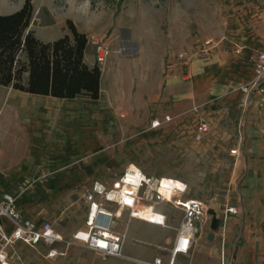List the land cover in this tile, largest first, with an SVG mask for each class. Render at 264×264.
I'll return each instance as SVG.
<instances>
[{"label": "crops", "instance_id": "1", "mask_svg": "<svg viewBox=\"0 0 264 264\" xmlns=\"http://www.w3.org/2000/svg\"><path fill=\"white\" fill-rule=\"evenodd\" d=\"M141 11L135 36L126 33L120 37L114 32L107 37L104 33H97L104 36L113 48L106 65L101 68L98 98L37 94L0 83V195L20 192L16 204L24 217L54 222V210L49 209L51 204L44 202L45 198L55 190L68 192L76 189L83 198L81 213L74 216V212L69 210L66 216L71 223H55L66 238L86 227L89 208L84 193L94 181L102 182L111 175H117V179L129 164H136L128 159L126 143L124 150L122 147L129 128L156 127L164 120L172 119L177 113V102L211 94L243 100V104L253 110L249 129L258 125L264 136V111L259 107L257 96L248 97L238 88L253 76L249 55L259 43H246L243 39L233 41L235 46L230 53L227 37L222 36L216 38L219 40L216 54L206 57L194 55L190 64H184L178 54H191L198 39L193 37L190 20L184 17L182 26L177 28V24L171 23V28L166 30L164 26L169 18L157 19L151 17L149 9L142 8ZM69 18L80 31L94 33L90 21L72 16L43 19L41 26L49 28L43 29L41 34L32 22L29 28L40 39L49 41L68 32L66 21ZM95 50L88 43L85 59L90 66L97 64ZM260 50L264 47L257 51ZM232 89L235 91L229 92ZM172 101L173 109L161 110V102L171 104ZM155 121L160 123L155 125ZM250 142H254L253 135ZM258 154L264 159V150ZM78 176L87 180L76 182ZM185 195L192 197L189 191ZM253 202H257L255 207ZM233 206L238 208V212H228L227 206L226 213L234 214L233 219L239 221L242 209ZM142 207L149 208L148 213L153 211L149 204ZM248 207L251 213L264 214V204L257 194L250 198ZM140 215L147 219L148 214ZM213 216L212 212V219ZM118 223L116 229H126H120ZM27 246L30 245L19 241L14 248L18 247L23 252L28 250ZM34 248L41 250L48 260L68 255L49 258L46 256L48 248L42 242ZM86 248L105 259L100 252ZM201 249L202 246L196 245L191 257ZM238 254L240 261H245L248 256V264H262L264 243L255 240L254 244L251 242L249 246L242 247ZM13 264H18V261Z\"/></svg>", "mask_w": 264, "mask_h": 264}, {"label": "rangeland", "instance_id": "2", "mask_svg": "<svg viewBox=\"0 0 264 264\" xmlns=\"http://www.w3.org/2000/svg\"><path fill=\"white\" fill-rule=\"evenodd\" d=\"M24 1L0 0V11L11 13ZM32 1L35 10L31 22L39 34L49 28L41 26L43 19L72 16L90 21L96 34L104 33L110 37L116 32L120 37L126 33L135 36L138 15L145 8L149 9L151 17L169 18L164 26L166 30L171 28V23L179 28L185 17L191 22L194 39L226 36L230 53L235 46L233 41L241 39L246 43H259L249 59L259 47H264V0ZM234 89L229 92L233 93ZM168 108H174L173 101L171 104L161 102V110ZM176 110L172 119L164 120L156 127H130L122 145L124 150L126 143L128 159L149 175L186 180L190 186L189 194L202 199L208 207V221L196 234L189 253L177 256L176 264H248V256L245 261H240L239 250L251 242L254 244L255 240L264 243V214H254L248 209L249 200L255 194L264 204V159L258 154L264 150V136L258 125L253 131L249 129L253 110L243 104V100L227 99L220 94L177 102ZM201 118L209 122V129L201 141H196L194 134ZM252 135L254 142L251 143ZM237 144H240V154L235 155L230 149ZM116 177L107 176L102 182L110 185ZM80 179L87 180L78 176L76 182ZM44 202L51 204L49 209L54 210V223H71L67 212L72 210L74 216H78L84 207L83 198L76 189L68 192L55 190ZM230 205L241 207L239 221L233 219L234 214L227 215L226 208ZM256 205L257 202H253V207ZM155 208L168 214L166 225L129 217L128 211L123 212L118 224L120 229L127 230L125 250L128 253L146 258L170 256L183 212L163 200L156 201ZM141 210L140 214L149 216V208L141 207ZM196 245L203 249L191 257ZM27 247L28 250L23 252L16 247L18 264H121L120 258L109 256L103 259L83 244L72 245L65 258L56 260H48L41 250Z\"/></svg>", "mask_w": 264, "mask_h": 264}, {"label": "built area", "instance_id": "3", "mask_svg": "<svg viewBox=\"0 0 264 264\" xmlns=\"http://www.w3.org/2000/svg\"><path fill=\"white\" fill-rule=\"evenodd\" d=\"M88 43L96 49V61L102 68L113 48L104 36L96 33L88 34ZM218 45L219 40L213 37L198 38L191 54L180 52L178 56L184 64H190L194 55H213ZM250 60L253 76L238 88L248 97L256 95L259 107L264 111V50L254 52ZM159 123L153 122L155 125ZM208 129L209 122L200 120L194 139L201 141ZM230 151L235 155L240 154V144L232 147ZM189 189L188 182L183 179L181 185H175L165 175L151 176L140 166L131 163L110 186L97 182L86 190L84 200L89 208L86 227L76 230L71 238H66L53 221H37L24 217L16 204L20 192L5 193L0 196V264H13L18 257L14 245L19 241L34 247L44 243L48 248L46 256L49 258L65 256L70 246L83 244L100 252L104 258H121V264H176L177 256L180 253H189L196 234L208 221L207 205L200 198L186 196ZM158 200L171 202L183 212L170 256L154 255L146 258L128 253L125 250L127 230L116 229L123 212L128 211L129 217L166 225L167 213L155 208ZM144 204H149L157 216L143 218L139 212ZM227 211L238 212V208L230 205Z\"/></svg>", "mask_w": 264, "mask_h": 264}, {"label": "trees", "instance_id": "4", "mask_svg": "<svg viewBox=\"0 0 264 264\" xmlns=\"http://www.w3.org/2000/svg\"><path fill=\"white\" fill-rule=\"evenodd\" d=\"M34 10L33 1L25 0L11 13L0 11V83L37 94L98 98L101 67L85 59L88 34L69 18L66 34L42 40L29 28Z\"/></svg>", "mask_w": 264, "mask_h": 264}, {"label": "bare ground", "instance_id": "5", "mask_svg": "<svg viewBox=\"0 0 264 264\" xmlns=\"http://www.w3.org/2000/svg\"><path fill=\"white\" fill-rule=\"evenodd\" d=\"M165 177H167V178H169V182H172L173 184H175V185H181V179H179V178H176V177H170V176H165ZM157 216V214L154 212V210L153 211H151L150 213H149V216H147V219H149V218H154V217H156Z\"/></svg>", "mask_w": 264, "mask_h": 264}]
</instances>
